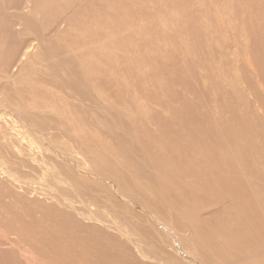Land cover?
Returning <instances> with one entry per match:
<instances>
[{
	"label": "rangeland",
	"instance_id": "1",
	"mask_svg": "<svg viewBox=\"0 0 264 264\" xmlns=\"http://www.w3.org/2000/svg\"><path fill=\"white\" fill-rule=\"evenodd\" d=\"M140 1L0 0V264L264 263V1Z\"/></svg>",
	"mask_w": 264,
	"mask_h": 264
},
{
	"label": "bare ground",
	"instance_id": "2",
	"mask_svg": "<svg viewBox=\"0 0 264 264\" xmlns=\"http://www.w3.org/2000/svg\"><path fill=\"white\" fill-rule=\"evenodd\" d=\"M1 1H3L4 2V0H1ZM88 1V0H87ZM93 1V0H92ZM117 1V0H116ZM119 1V0H118ZM122 1V0H121ZM140 1V0H139ZM143 0H141L140 1V3L142 2ZM148 1V0H147ZM152 1V0H151ZM154 1V0H153ZM176 1V0H175ZM264 1V0H263ZM74 2V1H73ZM90 2V1H89ZM138 2V1H137ZM137 2H135V3H137ZM164 2H165V0H164ZM187 2V1H186ZM258 2H259V0H258ZM99 3V2H98ZM125 3V2H124ZM143 3H145V1L143 2ZM173 3V2H172ZM118 4V3H117ZM134 4V3H133ZM138 4H139V2H138ZM148 4V3H147ZM153 4V3H152ZM155 4V3H154ZM175 4V3H174ZM180 6H181V3H178ZM69 5H71V4H69ZM68 5V6H69ZM106 5V4H105ZM131 5V4H130ZM141 5V4H140ZM5 6V5H4ZM128 6H129V3H128ZM127 6V7H128ZM145 5H143V7H144ZM174 6V5H173ZM193 6V5H192ZM97 7H98V5H97ZM125 7V6H124ZM147 7V6H146ZM155 7V6H154ZM184 7V6H183ZM183 7H182V9H183ZM80 8V7H79ZM100 8V7H99ZM104 8V7H103ZM122 8V7H121ZM126 8V7H125ZM132 8V7H131ZM170 8H171V6H170ZM93 9V8H92ZM96 9H98V8H96ZM122 9H124V8H122ZM161 9H162V7H161ZM178 9H180V8H178ZM178 9H176L175 7H174V10H178ZM119 10H121V9H119ZM128 10H129V8H128ZM158 10V9H157ZM193 10H195V9H193ZM94 11V10H93ZM102 11V10H101ZM100 11V12H101ZM132 11V10H131ZM134 11V10H133ZM153 11V10H152ZM163 11V10H162ZM172 11V10H171ZM250 11V10H249ZM103 12V11H102ZM165 12V11H164ZM178 12V11H177ZM163 13V12H162ZM198 13V12H197ZM141 14V13H140ZM175 14V13H174ZM136 15H138L139 16V14H136ZM160 15H162V14H160ZM165 15V14H164ZM170 15V14H169ZM168 15V16H169ZM173 15V14H172ZM195 15V14H194ZM110 16H112V15H110ZM130 16V15H129ZM141 16V15H140ZM171 16V15H170ZM177 16H179V15H177ZM176 16V17H177ZM181 16L182 15H180L179 17L181 18ZM258 16V15H257ZM102 17V16H101ZM126 17V16H125ZM156 17V16H155ZM183 17V16H182ZM103 18V17H102ZM110 18V17H109ZM138 18V17H137ZM136 18V19H137ZM140 18V17H139ZM194 18V17H193ZM104 19V18H103ZM155 19V18H154ZM158 19V18H157ZM170 19V18H169ZM123 20V19H122ZM138 20V19H137ZM140 20V19H139ZM142 20V19H141ZM180 19L178 18L176 21H179ZM120 21V20H119ZM185 21V20H184ZM70 22V21H69ZM85 22V21H84ZM98 22H100V21H98ZM144 22V21H143ZM145 22H147V21H145ZM139 23V22H138ZM148 23H151V20H150V22H148ZM147 23V24H148ZM159 23V22H158ZM174 23H176L175 21H174ZM198 23H199V21H198ZM113 24V23H112ZM143 24H145V23H143ZM165 24V23H164ZM46 25V24H45ZM76 25H79V23L78 24H76ZM110 25V24H109ZM74 26H75V24H74ZM150 27V26H149ZM154 27V26H153ZM168 27V26H167ZM188 27V26H187ZM200 27V26H199ZM81 28V27H80ZM155 28V27H154ZM153 28V29H154ZM194 28V27H193ZM195 29V28H194ZM201 29V28H200ZM83 30H84V28H83ZM96 31H97V29H96ZM158 31V30H157ZM85 32H86V30H85ZM88 33V32H87ZM192 33H193V31H192ZM201 33V32H200ZM123 34V33H122ZM159 34V33H158ZM157 34V35H158ZM197 34V33H196ZM106 35V34H105ZM154 35V34H153ZM121 36V35H120ZM126 36V35H125ZM129 36V35H128ZM152 36V35H151ZM159 36H160V34H159ZM154 37V36H153ZM75 38V37H74ZM106 38H107V36H106ZM122 38V37H121ZM127 38V37H126ZM125 38V39H126ZM159 38V37H158ZM160 38H161V36H160ZM166 38H168V37H166ZM130 39V38H129ZM160 40V39H159ZM158 40V41H159ZM163 40V39H162ZM114 41V40H113ZM128 42V41H127ZM126 42V43H127ZM174 42V41H173ZM130 43V42H129ZM153 44V43H152ZM170 44V43H169ZM115 45V44H114ZM154 45H155V43H154ZM33 45H28L27 47H25L24 49H25V52L23 53V56L24 57H28V54H29V51L33 48L32 47ZM117 47H119L118 45H117ZM157 47V46H156ZM158 47H160V45L158 46ZM171 48V47H170ZM136 49V48H135ZM134 49V50H135ZM158 49V48H157ZM160 49V48H159ZM152 50V49H151ZM156 50V49H155ZM146 51H144V53H145ZM143 53V54H144ZM159 53V52H158ZM170 53H172V51L170 52ZM174 53V52H173ZM151 54H153V53H151ZM107 55H108V53H107ZM139 55V54H138ZM146 55H149V54H146ZM154 55V54H153ZM171 55V54H170ZM106 56V55H105ZM134 56V55H133ZM132 56V57H133ZM139 56H142V53H141V55H139ZM24 57H22V60L24 59ZM98 57V56H97ZM135 57H137L136 55H135ZM145 57H147V56H145ZM173 57V56H172ZM101 58V57H100ZM111 58V57H110ZM138 58V57H137ZM136 58V59H137ZM148 58V57H147ZM104 59V58H103ZM111 59H113V58H111ZM116 59V58H115ZM140 59V58H139ZM150 59V58H149ZM148 59V60H149ZM106 60V59H105ZM132 59H130V61H131ZM135 60V59H134ZM138 60V59H137ZM145 60H147V59H145ZM102 61H104V60H102ZM150 61H151V59H150ZM154 61V60H153ZM101 62V61H100ZM127 62V61H126ZM133 62V61H132ZM147 62V61H146ZM104 63V62H103ZM107 63V62H106ZM111 63V62H110ZM109 64V63H108ZM115 64V63H114ZM122 64V63H121ZM125 64V63H124ZM123 64V65H124ZM146 64V63H145ZM148 64H150V62L148 61V63H147V65ZM106 65V64H105ZM104 65V66H105ZM116 65V64H115ZM115 65H114V67H115ZM122 65V66H123ZM127 65V64H126ZM129 65H131V64H129ZM144 65V64H143ZM160 65V64H159ZM57 66H58V64H57ZM112 66V65H111ZM146 66V65H145ZM103 67V66H102ZM133 67V66H132ZM144 66H142V68H143ZM101 70H102V68H100ZM107 69V68H106ZM111 69V68H110ZM109 69V70H110ZM117 69V68H116ZM115 69V70H116ZM122 68H120V70H121ZM129 69V68H128ZM127 69V70H128ZM108 70V71H109ZM117 70H119V69H117ZM125 70V69H124ZM132 70V69H131ZM123 71V70H122ZM128 71H130V70H128ZM127 71V72H128ZM96 72V71H95ZM104 72V71H103ZM120 72V71H119ZM125 72V71H124ZM51 73V72H50ZM67 73V72H66ZM92 73V72H91ZM101 73V72H100ZM70 74V73H69ZM113 74V73H112ZM95 75V74H94ZM103 75H105V73L103 74ZM118 75V74H117ZM120 75V74H119ZM127 75V74H126ZM60 76V75H59ZM98 77V76H97ZM104 77H107V75L106 76H104ZM116 77V76H115ZM114 77V78H115ZM118 77V76H117ZM53 78V77H52ZM86 78V77H85ZM110 78H111V76H110ZM117 78H115V80H116ZM119 79V78H118ZM89 80V79H88ZM97 80V79H96ZM110 80V79H109ZM120 80V79H119ZM105 81H107L108 82V80H105ZM111 81V80H110ZM130 81V80H129ZM137 81H138V79H137ZM51 82V81H50ZM53 82V81H52ZM90 82V81H89ZM94 82V81H93ZM97 82V81H96ZM113 82V81H112ZM127 82V81H126ZM139 82V81H138ZM120 83H121V80H120ZM128 84V83H127ZM140 84V83H139ZM105 85V84H104ZM119 85V84H118ZM74 86V85H73ZM96 86V85H95ZM98 86V85H97ZM109 86V85H108ZM114 86V85H113ZM46 87V86H45ZM72 87V86H71ZM76 87V86H75ZM103 87V86H102ZM110 87V86H109ZM115 87H116V85H115ZM120 87H125V86H121L120 85ZM137 87V86H136ZM98 88V87H97ZM133 88V87H132ZM63 89V88H62ZM122 89V88H121ZM124 89V88H123ZM131 89V88H130ZM64 90V89H63ZM68 90V89H67ZM89 90V89H88ZM47 91V90H46ZM117 91H118V89H117ZM133 91V90H132ZM131 91V92H132ZM137 91H138V89H137ZM85 92V91H84ZM87 92V91H86ZM86 92H85V94L84 95H86ZM90 92V91H89ZM94 92V91H93ZM100 92V91H99ZM125 92V91H124ZM123 92V93H124ZM128 92V91H127ZM36 93V92H35ZM120 93V92H119ZM87 94H88V92H87ZM116 94H118V93H116ZM53 95V94H52ZM71 95V94H70ZM88 95H90V94H88ZM103 95V94H102ZM37 96V95H36ZM43 96V95H42ZM87 96V95H86ZM88 97V96H87ZM123 97H125V96H123ZM46 98V97H45ZM44 98V99H45ZM106 99V98H105ZM20 100V99H19ZM115 100V99H114ZM22 101V100H21ZM43 101V100H42ZM49 101V100H48ZM60 101V100H59ZM61 102V101H60ZM59 102V103H60ZM39 103V102H38ZM7 104V103H6ZM37 105V104H36ZM46 107V106H45ZM24 108V107H23ZM39 109H40V106H39ZM55 109V108H54ZM60 110V109H59ZM79 110V109H78ZM28 111V110H27ZM41 112V111H40ZM62 112V111H61ZM63 113V112H62ZM73 113V112H72ZM81 113V112H80ZM11 114V113H10ZM111 114V113H110ZM31 115H34V114H32L31 113ZM52 115V114H51ZM56 115V114H55ZM74 115V114H73ZM73 115H72V117H73ZM62 116V115H61ZM1 117V116H0ZM114 117V116H113ZM50 118V117H49ZM75 118H77V117H75ZM42 119V118H41ZM51 119V118H50ZM55 119H56V117H55ZM65 119V118H64ZM78 119H79V116H78ZM118 120V119H117ZM51 121H52V119H51ZM83 121V120H82ZM109 121V120H108ZM119 121V120H118ZM121 121V120H120ZM37 122V121H36ZM125 122V121H124ZM57 123V122H56ZM68 123V122H67ZM75 123H77V122H74V125H75ZM112 123V122H111ZM119 123V122H118ZM117 123V124H118ZM6 124V123H5ZM36 124V123H35ZM120 124V123H119ZM78 125V124H77ZM111 125V124H110ZM124 125V124H123ZM129 125V124H128ZM113 128V127H112ZM129 128V127H128ZM132 128V127H131ZM2 130L3 129H1L0 128V133H2ZM25 131V130H24ZM34 133H36V135L38 134V132L36 131V132H34ZM8 134V133H7ZM41 135V134H40ZM37 137H38V135H37ZM14 139V138H13ZM42 139V138H41ZM52 139V138H51ZM57 140V139H56ZM43 142H45V141H43ZM40 143V142H39ZM161 144V143H160ZM49 147V146H48ZM40 148V147H39ZM43 150V149H42ZM63 154V153H62ZM18 155V154H17ZM39 156V155H38ZM41 159V158H40ZM30 160V159H29ZM65 160V159H64ZM30 162V161H29ZM158 162V161H157ZM31 163V162H30ZM34 163V162H33ZM41 163H42V161H41ZM3 164V163H2ZM72 164V163H71ZM33 165V164H32ZM58 165V164H57ZM59 166V165H58ZM0 167H1V170H4V172L6 171V172H8V174L10 175V178H11V180H14V181H17V175H15V174H13L11 171H10V169L9 170H7V168H5L4 167V165H0ZM50 167V166H49ZM77 167V166H76ZM79 169L82 171H84V169H82V168H80V166H79ZM77 171V170H76ZM79 171V170H78ZM83 171H82V173H83ZM86 171V170H85ZM56 172V171H55ZM85 173H87V172H85ZM91 173V172H90ZM47 175V174H46ZM89 175V174H88ZM117 175V174H116ZM3 176V175H2ZM93 176V175H92ZM96 178V177H95ZM42 180V179H41ZM21 180H19V182L18 183H20L21 184ZM9 183V182H8ZM25 184V186L26 187H28L29 188V186H30V184H33V181L32 180H27L26 179V182H23V185ZM109 184V183H108ZM112 184V183H111ZM25 188V187H24ZM129 188V187H128ZM45 189V188H44ZM121 195V194H120ZM125 196V195H124ZM129 198V197H128ZM133 201V200H132ZM88 202V201H87ZM145 202H147V201H145ZM86 203V202H85ZM94 203V202H93ZM67 204V203H66ZM69 205V204H68ZM135 205V204H134ZM85 206V205H84ZM69 207H71V205L69 206ZM144 207V206H143ZM146 208H147V206H145ZM97 210V209H96ZM150 210V209H149ZM132 211V210H131ZM133 212V211H132ZM142 214H143V212H142ZM134 215H136V214H134ZM138 216V215H137ZM155 217V216H154ZM99 219V218H98ZM152 219V218H151ZM95 220V219H94ZM260 220V219H259ZM258 221V220H257ZM127 222H129V221H127ZM118 223V222H117ZM101 225V224H100ZM117 225V224H116ZM86 226V225H85ZM150 226V225H149ZM94 229V228H93ZM154 230H155V228H154ZM109 231V230H108ZM95 232V231H94ZM130 232V231H129ZM258 233V232H257ZM117 235V234H116ZM171 236V235H170ZM252 237H253V235H252ZM20 238V237H19ZM126 238V237H125ZM255 238V237H254ZM98 239V238H97ZM141 239V238H140ZM51 240V239H50ZM121 240V239H120ZM8 241V240H7ZM27 241V240H26ZM110 241V240H109ZM134 241V240H133ZM139 241V240H138ZM42 243H43V241H41ZM45 242V241H44ZM9 243V242H8ZM110 243V242H109ZM121 243V242H120ZM130 243V242H129ZM139 243V242H138ZM98 244V243H97ZM134 244V243H133ZM230 244H232V243H230ZM233 244H234V242H233ZM73 245V244H72ZM72 245H71V247H72ZM96 245V244H95ZM179 245V244H178ZM228 245V244H227ZM175 246V245H174ZM90 248V247H89ZM104 248V247H103ZM137 248V247H136ZM141 248H143V247H141ZM186 248V247H185ZM205 248V247H204ZM110 249V248H109ZM121 249V248H120ZM138 249H140V247L138 248ZM178 249V248H177ZM176 249V250H177ZM258 249V248H257ZM144 250V249H143ZM184 250V249H183ZM182 250V251H183ZM86 251V250H85ZM88 251V250H87ZM109 251V250H108ZM258 251V250H257ZM89 252V251H88ZM79 253V252H78ZM143 253V252H142ZM263 253V252H262ZM139 254V253H138ZM108 255V254H107ZM21 256H22V254H21ZM29 256V255H28ZM87 256H88V254H87ZM179 256V255H178ZM25 258V257H24ZM206 258V257H205ZM76 259V258H75ZM98 259V258H97ZM139 259H141V258H139ZM111 260V259H110ZM259 261V260H258ZM28 262V261H27ZM31 262H33V261H31ZM260 262V261H259ZM262 260H261V263H259V264H262ZM25 263V262H24ZM149 263H150V261H149ZM30 264V263H29ZM188 264V263H187ZM191 264H197L196 262H194V261H192V263ZM264 264V263H263Z\"/></svg>",
	"mask_w": 264,
	"mask_h": 264
}]
</instances>
